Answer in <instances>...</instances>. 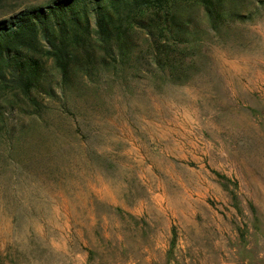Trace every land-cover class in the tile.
<instances>
[{"label": "rangeland", "instance_id": "rangeland-1", "mask_svg": "<svg viewBox=\"0 0 264 264\" xmlns=\"http://www.w3.org/2000/svg\"><path fill=\"white\" fill-rule=\"evenodd\" d=\"M181 9V67L138 32L88 77L44 59L39 115L6 96L0 264H264V0Z\"/></svg>", "mask_w": 264, "mask_h": 264}, {"label": "trees", "instance_id": "trees-1", "mask_svg": "<svg viewBox=\"0 0 264 264\" xmlns=\"http://www.w3.org/2000/svg\"><path fill=\"white\" fill-rule=\"evenodd\" d=\"M188 3L201 5L212 24L219 16L239 17L224 13L223 0H52L0 20V108L8 94L18 93L39 115L33 93L44 76V59L53 61L63 82L76 73L88 77L131 58L138 32L147 36L155 60L183 66L175 39L185 43L181 7ZM170 44L176 45L170 50Z\"/></svg>", "mask_w": 264, "mask_h": 264}]
</instances>
